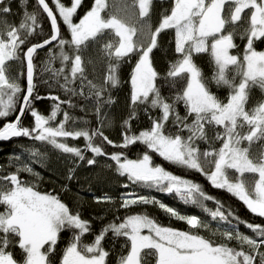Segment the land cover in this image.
Instances as JSON below:
<instances>
[{"label":"snow or ice","instance_id":"1","mask_svg":"<svg viewBox=\"0 0 264 264\" xmlns=\"http://www.w3.org/2000/svg\"><path fill=\"white\" fill-rule=\"evenodd\" d=\"M27 3L19 0L23 12L17 24L7 19L12 14L10 0H0V120L6 121L0 126V141L19 137L39 141L69 154L74 165L84 160L94 165L96 157L107 156L115 162L116 173L130 183L175 194L183 204L200 208L211 221L228 227L213 229L197 215H183L155 197L128 192L121 195V208L158 205L185 222L188 230L164 226L147 213H137L117 217L119 223L114 220L94 233L91 221L82 218L79 210L71 209L57 194L39 191L34 181L41 179L40 174L15 155L9 158L10 168L0 167V264H108L110 252L103 241L109 233L125 238L115 264H264V224L240 219L199 183L154 164L149 154L200 173L212 187L225 190L249 212L264 218V50L256 47L264 42V0H170L156 26L152 23L154 0H92L78 21L74 17L83 0H71L70 6L51 0L54 8L48 0H36L32 11ZM41 14L46 15L50 31L41 42L33 43L30 38L37 29L42 31ZM61 21L69 38L62 35ZM166 30L174 32L175 59L161 74L153 65L152 53ZM237 37L243 42L242 50ZM46 46L50 47L40 82L64 98L52 91L42 96L38 91L34 58ZM199 54L209 57L208 74L194 59ZM133 57L128 81L131 113L116 144L104 131L105 110L116 102L111 93L121 84V66ZM13 61L26 68L21 73L26 78L24 87L10 72ZM57 61L59 65L54 66ZM164 88L168 95L163 94ZM256 89L261 95L253 102ZM44 99L52 101L47 115L35 107ZM89 103L97 124L92 128L69 111L79 106L87 112ZM141 107L150 127L136 134L130 121ZM26 114L32 117L28 126L23 124ZM81 138L83 148L67 142ZM136 143L146 149L136 159L104 150L105 145L126 149ZM25 151L43 159L44 154L34 148ZM85 152L92 157L86 158ZM75 171V167L68 169V181L75 179ZM24 173L33 179H24ZM63 188L68 190V185ZM94 199L112 202L107 195ZM206 201L215 207H208ZM199 229L210 236L201 235ZM65 231L70 237L58 256ZM86 234L93 235L91 242H85ZM10 247L19 248L20 260Z\"/></svg>","mask_w":264,"mask_h":264},{"label":"trees","instance_id":"2","mask_svg":"<svg viewBox=\"0 0 264 264\" xmlns=\"http://www.w3.org/2000/svg\"><path fill=\"white\" fill-rule=\"evenodd\" d=\"M50 7L54 8L51 0H48ZM66 6H70L71 0H61ZM12 14L7 17L9 22L19 23L23 8L19 4V0H10ZM35 0H28L27 10L32 11L35 8ZM92 0H83L82 6L78 9L77 15L74 17V21L78 19L90 8ZM170 7V0H154V8L152 11V23L156 26L160 19V12L163 8ZM40 24L41 29H37V33L34 37L30 38L33 43L41 42L50 31V25L44 14H41ZM61 24L62 35L65 38H69L66 27ZM236 43L240 46V50L243 48V42L240 41L239 37L236 38ZM258 50H264V42H258L256 44ZM53 51H56L54 48ZM48 48L38 52L34 58V63L37 66V88L42 96H47L50 91L52 94H58L63 97V93L56 92L55 90H50L47 84L40 82L39 74L42 67L43 61L47 59ZM233 54H237V50H233ZM135 57H133L131 63H125L120 69V79L121 84L112 90V96L115 99V104L105 111L108 113L106 120L107 126L104 131L105 134L119 144L122 140V133L124 131L123 121L128 119L131 113L130 107V84L129 75L132 66L135 63ZM153 65L158 72L161 74L165 73L168 68L169 61L175 59L174 53V32L172 30H166L162 32L158 37V47L153 50L152 53ZM197 64L202 67L204 72L208 74L210 72L209 57L207 54H199L194 57ZM57 61L54 66H58ZM10 72L12 75L18 76L20 79L21 86L26 85L25 76L21 75L25 72V68L22 67L20 61L10 62ZM44 79H47V74H44ZM213 91H216L213 86ZM164 95H168V89H162ZM221 96L225 95V91L219 93ZM261 95L258 89L254 90L252 94L253 102ZM76 98H74V102ZM52 101L44 99L37 101L35 107L42 113L47 115L50 111V105ZM83 103V102H81ZM70 113L75 117H83L85 121L88 122V127H96V117L93 112L92 104H87V112H82L78 106L75 109H70ZM179 111L183 114L184 109L182 106L179 107ZM136 118L130 121L131 131L138 134L139 131L147 129L150 127V120L148 119V114L143 111V108H138L136 110ZM152 115H156L153 111ZM58 118H62L58 117ZM14 119V115L10 116L8 120ZM6 121L0 120V126ZM32 123V117L30 115H25L23 117V124L28 126ZM55 124V122H53ZM80 126H84L80 121H78ZM70 145L78 146L83 148L85 142L84 140H71L67 141ZM100 143V141H96ZM201 147L205 145L201 144ZM34 148L39 152L43 153V159L36 157H30V153L25 151V149ZM104 150L111 154L114 152H122L129 159H136L143 154L146 150L143 145L136 143L131 145L126 149L115 148L111 145H105ZM152 156L153 163L163 166L166 170L172 172L173 174L183 176L187 179H191L196 183H199L204 191L211 196H214L217 200L221 201L226 209H230L234 212L236 216L240 219L245 220L250 223H260L264 224V218L255 216L247 210L241 201L236 197L232 196L228 192L222 189H216L205 179L203 175L195 171H189L180 168L176 165L170 164L164 161L155 153H149ZM19 155L21 160L25 163H29L33 169L40 174L41 179L39 181H34L37 183L38 190L41 192H51L60 196L63 202H65L71 209L79 210L82 218L91 221L92 230L94 233L102 228V226L108 224L115 220L119 223L120 221L116 218H123L126 215L137 214V213H147L151 217L155 218L160 224L164 226H171L179 230H188V225L185 222L179 221L171 216H169L164 210L160 209L158 205H133L130 208L120 207V198L122 194L133 192L136 195H144L149 197H155L156 199L163 202L165 205L176 209L180 214L183 215H197L202 220L209 222L211 228L216 227L226 228L227 224L221 223L217 225V222L211 221V218L204 213L200 208L194 205L183 204L175 194H165L154 190H147L142 188L141 185H134L127 181L126 177L119 176L115 171V162L111 161L107 156L96 157L97 163L94 165H88L86 160L77 161L74 165L72 160L74 159L69 154H63L58 150L52 148L50 145L39 141H33L29 138L19 137L8 141H0V167L10 168V157ZM86 158H91L92 154L90 152H85ZM36 162L33 163L32 161ZM108 165H111L109 167ZM70 167H75V179L68 181L66 179L67 171ZM14 170V169H11ZM24 179H33L27 173L22 174ZM127 184L128 187L125 188L123 185ZM68 185V190H64L63 186ZM105 195L112 198L111 203L95 202V197H104ZM208 207L214 208L215 205L211 201L205 202ZM2 208V206H0ZM235 223V221H233ZM240 231L248 234L254 235L250 230L246 229L243 225H237ZM201 235L210 236V233L205 229L198 230ZM70 237V233L65 231L61 235L59 245L57 247V255L61 254V250L66 246V243ZM92 234H86L84 237L85 242H91L93 240ZM213 239H218V237H212ZM125 238H114L111 233L107 235L103 241V246L106 250L110 252L108 258V264H115L117 256L121 253V245L124 244ZM263 251V249H261ZM9 251H12L14 258L17 260L21 259V251L18 247H10ZM154 264V262H153Z\"/></svg>","mask_w":264,"mask_h":264},{"label":"water","instance_id":"3","mask_svg":"<svg viewBox=\"0 0 264 264\" xmlns=\"http://www.w3.org/2000/svg\"><path fill=\"white\" fill-rule=\"evenodd\" d=\"M35 1H36V0H35ZM44 15H45V14H44ZM45 17H46V15H45ZM49 25H50V23H49ZM53 43H55V42H53ZM48 47H50V46H46L44 49H40V50H38V52H41V51L47 49ZM25 72H26V68H25ZM25 81H26V78H25ZM12 139H14V138H12Z\"/></svg>","mask_w":264,"mask_h":264},{"label":"rangeland","instance_id":"4","mask_svg":"<svg viewBox=\"0 0 264 264\" xmlns=\"http://www.w3.org/2000/svg\"><path fill=\"white\" fill-rule=\"evenodd\" d=\"M142 188H144V189H147V190H154V191H157V190H155V189H149V188H146V187H143L142 186ZM159 192V191H158ZM190 205V204H189ZM263 251H264V249H263Z\"/></svg>","mask_w":264,"mask_h":264}]
</instances>
